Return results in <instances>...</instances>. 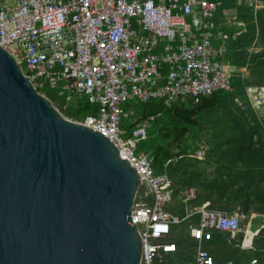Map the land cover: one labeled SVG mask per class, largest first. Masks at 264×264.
<instances>
[{"label": "built area", "instance_id": "built-area-1", "mask_svg": "<svg viewBox=\"0 0 264 264\" xmlns=\"http://www.w3.org/2000/svg\"><path fill=\"white\" fill-rule=\"evenodd\" d=\"M242 1L253 12L264 7L260 0ZM220 6L219 0H0V47L42 96L49 89L64 98L63 107L79 99L96 106V115L66 119L106 137L138 174L131 213L141 240L139 264H219L214 233L234 236L246 219L237 209L195 204V186L175 192L166 171L154 172L153 157L137 152L151 117L140 120L129 136L120 127L129 119L123 103L169 104L184 98L197 103L213 92L230 90L237 69L225 58L228 35L212 33ZM226 23L243 25L233 18ZM245 96L264 120V87L246 86ZM207 148L198 144L192 157L202 160ZM182 232L195 242L188 262H183L184 242L174 241ZM239 264L264 262L253 254Z\"/></svg>", "mask_w": 264, "mask_h": 264}, {"label": "water", "instance_id": "water-1", "mask_svg": "<svg viewBox=\"0 0 264 264\" xmlns=\"http://www.w3.org/2000/svg\"><path fill=\"white\" fill-rule=\"evenodd\" d=\"M139 176L0 47V264H139Z\"/></svg>", "mask_w": 264, "mask_h": 264}, {"label": "trees", "instance_id": "trees-1", "mask_svg": "<svg viewBox=\"0 0 264 264\" xmlns=\"http://www.w3.org/2000/svg\"><path fill=\"white\" fill-rule=\"evenodd\" d=\"M219 1L221 6L212 19V33L215 35L219 30L228 35L225 58L229 64L237 69L230 78V90L213 92L208 96L201 97L197 103L188 98L176 99L169 104L163 100L123 103L121 105L122 110L126 112L130 108L133 109L134 116H138L139 119L137 123H131L129 119L123 121L120 127L129 136L140 120L151 117L148 123L149 135L137 142V152L152 155L154 172L166 171L172 182H177V185L180 183L185 186L194 184L189 181L194 178L192 176L186 177V171H183L191 165L189 158L198 149V144L206 145L208 151H206L205 157L211 154L218 157L220 162L224 161L222 157L227 160V163L222 164V166L216 164L217 168L225 171L223 178H227L231 170H234L230 177H233L235 181L239 179L244 181L237 187L234 195L236 199H239L244 192L249 190V183L254 181L253 173H256L259 181L264 180V120H259L250 109L241 110L239 108L248 104L245 87L250 83L243 79L240 73L244 68L256 78V81L253 82L255 85L264 87V8L253 12L252 8L247 7L243 1L240 4L236 0ZM260 1L264 2V0ZM227 18L242 22L245 25L244 31L233 37V33L240 31L241 28L227 25ZM214 43L218 44L219 40ZM261 46L263 49L259 50L260 52H250L249 50ZM250 66L253 67V71ZM244 80L245 82H243ZM44 95L53 106L63 109L68 119L78 121L86 115L97 114V107L87 103L84 99L76 100L75 104L68 103L63 107L64 98L57 96L54 90H44ZM236 99H240V106H237ZM57 110L59 109L57 108ZM210 130L213 133L211 137L214 141L212 143L209 140H204L206 133ZM236 156L240 157V160H237ZM172 158H176V162L164 167L165 163ZM226 167L231 170H227ZM216 186L220 187L221 192L227 188L224 181L216 183ZM195 188L198 191L195 204L199 205L206 202L199 200V190L197 186ZM259 194L257 199L261 200L262 206H264V190L262 188L259 190ZM244 197H246L245 205H247L249 196L244 194ZM208 203L213 209L227 212L237 209L243 213L241 207L236 204L230 206L222 202L216 206L214 202ZM177 209H179V213L182 212L180 207ZM252 217L264 225V207L258 208ZM240 227L241 223L236 234L240 231ZM220 235H222V240L227 238V235ZM176 243L179 244L178 241ZM243 247L239 248L237 252H233V255H228V252L224 251L225 248L219 251V246H216L214 255L216 260L220 258L224 262L229 261V258L236 257L233 262L239 264L237 256ZM261 249L257 248L256 250ZM256 257L259 258L260 262H264V249L256 254Z\"/></svg>", "mask_w": 264, "mask_h": 264}, {"label": "rangeland", "instance_id": "rangeland-1", "mask_svg": "<svg viewBox=\"0 0 264 264\" xmlns=\"http://www.w3.org/2000/svg\"><path fill=\"white\" fill-rule=\"evenodd\" d=\"M239 4H240V0H239ZM245 5L248 7L249 3L245 1ZM229 25H232V24H229ZM240 28L244 29L245 25L243 24L242 26H240ZM262 49H263V46H261L260 48L258 47L250 48L249 50L250 52H258L259 50H262ZM250 68L252 71L254 70L252 66H250ZM240 73L243 79H245L246 81H249L250 84H247V86L253 85L254 84L253 82L256 81V78L252 74H250L251 72L249 73L248 71H246V72H240ZM245 80L243 82H245ZM237 100L239 101L240 99H237ZM132 103H134V101H132ZM239 103H237V106H240ZM57 108L60 110V111L58 110L60 114L63 117L67 118L64 114V110L59 107ZM239 108H241V110H245V109L251 110L248 104H244ZM135 118L136 117L134 116V119ZM149 132H150L149 127L147 126L145 137H148ZM211 136H213V133L210 130L209 132L206 133L204 140L205 141L209 140L212 143L214 140ZM191 157L189 158L191 160L190 161L191 165L189 166V168L188 167L185 168L183 172L186 171L185 172L186 177L192 176L194 178V179H190L189 181L191 183H194L195 186H197L199 190V196H200L199 200L206 201V202L207 201L214 202L215 203L214 205L216 206L222 204V202H225V204L230 205V206H233L236 204L241 207V210L247 216L245 220H241V227H240V231L238 232V234L234 236H227V238L225 237L222 240V235L218 233H214V239H213L214 245L217 247L219 246L220 248L218 249L219 251L225 248L224 251L228 252L227 253L228 255H231V254L233 255L235 252L239 250V248L244 246L243 251L240 254L245 259L247 255H253V254L256 255L260 253L261 250L264 249V225L260 221L254 219L252 216L255 214V211L258 208L264 207L262 206L263 204L262 201L257 199V197L260 196L259 190L261 188L264 190V180L259 181L256 173H253L252 178H254V181H251V183H249L248 185L249 190L244 192L242 197H239V199L238 198L236 199L234 195L236 193L237 187L243 184L244 181L242 179L235 181L233 177H230L233 174L234 170H231L229 167H226V169L231 170V172L228 174L227 178H223L225 171H221V168H217L216 164H219L221 166L222 164H226L227 160L224 159V157H222L224 161H221V162L218 160V157L212 156L211 154L206 155V157L204 155L202 160H197ZM235 158L237 160H240V157L238 156H236ZM221 181H224L225 185H227V188L223 192H221V190L219 189L220 187L216 186V183H219ZM173 184H174L175 192L182 190L183 187L185 186L183 183L182 184L180 183V185H177V182ZM244 194L249 196V199L247 200V205H245L246 197H244ZM204 248L207 249L208 247L205 246ZM257 248H262V249L257 251L256 250ZM215 250H216V247L214 248L213 252H215ZM192 252H193V247H192V243L190 242L187 244L185 248L183 262L189 261L190 259L189 256Z\"/></svg>", "mask_w": 264, "mask_h": 264}, {"label": "crops", "instance_id": "crops-1", "mask_svg": "<svg viewBox=\"0 0 264 264\" xmlns=\"http://www.w3.org/2000/svg\"><path fill=\"white\" fill-rule=\"evenodd\" d=\"M126 113H128L129 114V120H131V123H134V111H133V109H128L127 111H126ZM134 130V128L132 129V131ZM132 131H131V133L129 134V135H132ZM152 156V155H151ZM153 157V156H152ZM213 238H214V235H213ZM174 241H178V242H184V247H183V250L185 251V248H186V246H187V244L188 243H192V247H193V249L195 248V242H194V245H193V242H192V240L190 239V237H189V234L187 233V232H182V233H179L178 234V236H177V238H175V240ZM242 251H243V249H242ZM241 251V252H242ZM240 252V253H241ZM251 255H247V257H246V259L245 258H243L242 256H241V254H239V256H237V261H238V263L240 262V260H242V259H244V262H247V260L249 259V257H250ZM190 259H189V261H191L192 260V257H193V255H191L190 254ZM214 257H215V255H214ZM219 259V260H218ZM216 260V259H215ZM229 261H227V262H224V261H222L220 258H217V260H216V262L217 263H219V264H235L234 262H233V260H236V257L235 258H233V259H228ZM231 262H233V263H231Z\"/></svg>", "mask_w": 264, "mask_h": 264}]
</instances>
